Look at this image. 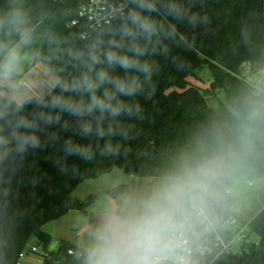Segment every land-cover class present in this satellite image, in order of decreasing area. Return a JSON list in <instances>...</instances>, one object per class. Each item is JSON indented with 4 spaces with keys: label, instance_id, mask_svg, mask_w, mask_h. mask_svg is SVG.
I'll list each match as a JSON object with an SVG mask.
<instances>
[{
    "label": "clouds",
    "instance_id": "clouds-1",
    "mask_svg": "<svg viewBox=\"0 0 264 264\" xmlns=\"http://www.w3.org/2000/svg\"><path fill=\"white\" fill-rule=\"evenodd\" d=\"M184 14L182 0H123L111 26L63 36L41 30L43 18L32 14L28 0H0V194H8L30 155L60 143L61 131L90 140L63 139V156L54 161L62 173L70 156L91 162L97 149L102 157L118 155L113 138H128L119 118L141 113L135 98L156 68L149 57L166 55L165 41L175 36V27L156 17L182 20ZM36 66L42 74L28 71ZM117 68L124 74H115ZM65 113L74 120H62ZM258 142H264V104L232 139L182 157L147 195L108 201L83 264H191L193 238L212 208L235 192Z\"/></svg>",
    "mask_w": 264,
    "mask_h": 264
},
{
    "label": "trees",
    "instance_id": "trees-1",
    "mask_svg": "<svg viewBox=\"0 0 264 264\" xmlns=\"http://www.w3.org/2000/svg\"><path fill=\"white\" fill-rule=\"evenodd\" d=\"M86 1L28 0V3L32 14L43 18L41 30L51 27L63 36H80L84 24L72 26L71 21L80 17L79 9ZM182 3L185 5L182 20L156 17L169 30L174 26L175 36L165 41L166 55L149 57L156 62V68L150 84L135 98L141 104V113L119 118L128 129L127 139L113 138L114 143L121 145L120 153L102 157L97 149L91 162L67 157L68 169L62 173L54 161L63 156V139L72 137L81 143L90 140L61 131L60 143L30 155L24 168L14 176L8 194H0V264H17L19 254L33 236L47 250L52 235L43 226L71 210L85 213L91 225L89 206L103 194L112 195L125 187L119 185L78 199L73 192L83 180L99 177L115 166L135 177H162L174 171L182 157L214 149L221 138L232 139L236 130L247 123L253 108L264 104V84L257 90L256 83L243 72L245 63L264 66V0H182ZM79 43L83 45L85 41ZM203 68L211 76L204 91L188 82L189 77ZM115 74L124 73L117 68ZM218 92H223L224 100L217 98V106H211L206 95L218 97ZM66 119L74 120L65 113L62 120ZM52 130H56L55 126ZM91 142L95 144L94 139ZM103 143L101 140V146ZM242 175L249 181L264 177V142H258L257 155ZM230 217L242 220L229 208L216 204L192 243L213 248L205 256L209 264H264V208L247 221L250 235L257 234L258 239L245 242L239 252L217 254L214 246L217 234L229 237L225 224ZM71 248L82 249L83 254H69ZM84 250L81 245L62 239L56 249L47 250L43 264H83Z\"/></svg>",
    "mask_w": 264,
    "mask_h": 264
},
{
    "label": "rangeland",
    "instance_id": "rangeland-1",
    "mask_svg": "<svg viewBox=\"0 0 264 264\" xmlns=\"http://www.w3.org/2000/svg\"><path fill=\"white\" fill-rule=\"evenodd\" d=\"M243 69L244 74L255 83H260L262 78H264L263 65L245 63ZM210 81L211 76L207 68L198 70L195 76L188 78L189 83L196 85L203 91L208 87ZM220 98L224 100L223 93ZM206 99L211 106H217L218 99L213 95L208 93ZM160 179L161 177H135L124 172L119 166H115L110 172L99 177L83 180L73 192V195L78 199H84L90 194L119 185H124L125 187L120 192L112 195L103 194L98 201L89 206L88 210L93 218L91 225L87 215L79 210H71L66 215L46 223L43 228L52 235V240L47 249H55L62 239L72 241L86 249L91 241V232L100 222L102 208L108 201L120 203L124 197L138 198L147 195L159 183ZM249 182H251V185ZM237 200L244 204L245 207V212L243 214L239 213L241 219L245 221L252 219V215L264 203V177L249 181L242 175L235 192L220 203L236 205L238 203ZM251 239H258V235L251 234ZM34 244H37V241L33 236L28 241L27 247L29 248ZM237 250L236 247L233 248V251ZM22 263L40 264L29 256L24 257Z\"/></svg>",
    "mask_w": 264,
    "mask_h": 264
},
{
    "label": "built area",
    "instance_id": "built-area-1",
    "mask_svg": "<svg viewBox=\"0 0 264 264\" xmlns=\"http://www.w3.org/2000/svg\"><path fill=\"white\" fill-rule=\"evenodd\" d=\"M123 2V0H87L83 3L79 9V18L71 21V25H77L78 23H83L85 29L81 32L80 36L93 34L95 31L105 27L111 26L113 21V13L117 10L118 6ZM264 84V78L260 83H256L257 90L261 89V85ZM251 185V182H249ZM226 228L230 231L228 238H225L221 234H217V240L215 242V248L217 254L224 252H239L242 250V245L251 239L250 227L247 221L240 220L236 217H230L225 224ZM207 230L209 227L207 226ZM236 247L238 250L233 251ZM56 249V248H55ZM49 250V249H47ZM42 245L34 244L31 247H25L19 254L17 264H23L22 259L26 256L34 255L38 259V263L43 264L47 251ZM54 250V249H53ZM190 260L191 264H209L210 260H207L205 256L213 252L211 246L205 245H194L191 242L190 246ZM69 254L81 256L83 250H75L73 248L68 250Z\"/></svg>",
    "mask_w": 264,
    "mask_h": 264
},
{
    "label": "crops",
    "instance_id": "crops-1",
    "mask_svg": "<svg viewBox=\"0 0 264 264\" xmlns=\"http://www.w3.org/2000/svg\"><path fill=\"white\" fill-rule=\"evenodd\" d=\"M28 71L29 72H31L32 74H34V75H37V74H42V72H43V66H36V67H33V68H31V69H28ZM263 79V78H262ZM223 92H218L217 93V96L218 97H216V98H218L219 100H221V98H220V95L222 94ZM215 97V96H214ZM237 204L236 205H233L232 203H228V204H223V203H220V204H222L223 206H225V207H227V208H229L230 210H232L233 212H235V213H237L238 215H239V217L241 218V216H240V214H243L244 212H245V207H244V204H242V203H240V201H238L237 200ZM264 208V203H263V205H261V207H259L258 209H257V212L254 214V215H252V218L260 211V210H262ZM240 213V214H239ZM251 220V219H250ZM29 257H31L32 258V260H35V261H38L37 259V257L36 256H34V255H31V256H29ZM39 263H41V262H39Z\"/></svg>",
    "mask_w": 264,
    "mask_h": 264
}]
</instances>
